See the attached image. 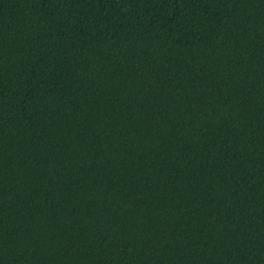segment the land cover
I'll return each mask as SVG.
<instances>
[{"label": "trees", "instance_id": "trees-1", "mask_svg": "<svg viewBox=\"0 0 264 264\" xmlns=\"http://www.w3.org/2000/svg\"><path fill=\"white\" fill-rule=\"evenodd\" d=\"M0 264H264V0H0Z\"/></svg>", "mask_w": 264, "mask_h": 264}]
</instances>
